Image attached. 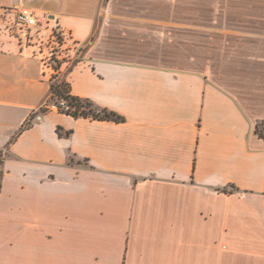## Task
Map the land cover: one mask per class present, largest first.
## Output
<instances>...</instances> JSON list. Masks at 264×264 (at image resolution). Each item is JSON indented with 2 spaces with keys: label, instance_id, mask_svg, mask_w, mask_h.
<instances>
[{
  "label": "crops",
  "instance_id": "crops-1",
  "mask_svg": "<svg viewBox=\"0 0 264 264\" xmlns=\"http://www.w3.org/2000/svg\"><path fill=\"white\" fill-rule=\"evenodd\" d=\"M259 122L264 0H0V264H264Z\"/></svg>",
  "mask_w": 264,
  "mask_h": 264
},
{
  "label": "trees",
  "instance_id": "trees-1",
  "mask_svg": "<svg viewBox=\"0 0 264 264\" xmlns=\"http://www.w3.org/2000/svg\"><path fill=\"white\" fill-rule=\"evenodd\" d=\"M57 62V69L60 65ZM51 92H50V104H58L59 101L64 100L67 102L71 111L63 112L74 118H91L94 120H108V121H122L123 119L105 109L97 108L91 101L83 100L75 97L71 93V85L60 74L53 75L51 79ZM260 125H264V122H259L256 126V133L260 138L264 139V128L261 129ZM27 125L24 127L26 128Z\"/></svg>",
  "mask_w": 264,
  "mask_h": 264
},
{
  "label": "built area",
  "instance_id": "built-area-1",
  "mask_svg": "<svg viewBox=\"0 0 264 264\" xmlns=\"http://www.w3.org/2000/svg\"><path fill=\"white\" fill-rule=\"evenodd\" d=\"M17 23L21 26L22 29L26 31L41 30L46 25V21L43 22V20H40L37 14L26 10L18 13ZM51 39L57 46H59L60 41L64 40L63 34L61 32H58L57 30H53V32L51 33ZM51 108L63 112L71 111V108L64 100L59 101L58 104L52 105ZM1 177L2 175L0 173V181Z\"/></svg>",
  "mask_w": 264,
  "mask_h": 264
},
{
  "label": "rangeland",
  "instance_id": "rangeland-1",
  "mask_svg": "<svg viewBox=\"0 0 264 264\" xmlns=\"http://www.w3.org/2000/svg\"><path fill=\"white\" fill-rule=\"evenodd\" d=\"M27 39H28L27 40L28 43L34 44V43H38V41H40L39 40L40 39V36L38 34H36L35 36L34 35H28ZM29 40L32 41V42H29ZM41 43H42V47L43 46H46L49 54L50 53L53 54L50 57V63L54 67L57 66V62H55V60H57L56 59V56H57L56 53H60L62 51L61 48H59L56 44L53 43L51 37H50V39L47 38V35H44V37H41ZM60 76H62V75L60 74ZM260 127H261V129H263L264 128V125H260Z\"/></svg>",
  "mask_w": 264,
  "mask_h": 264
}]
</instances>
